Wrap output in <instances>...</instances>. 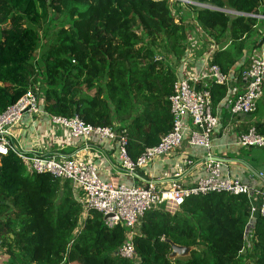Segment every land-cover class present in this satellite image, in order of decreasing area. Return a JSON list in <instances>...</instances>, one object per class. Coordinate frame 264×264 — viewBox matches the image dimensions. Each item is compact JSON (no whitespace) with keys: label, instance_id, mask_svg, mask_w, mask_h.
Returning <instances> with one entry per match:
<instances>
[{"label":"trees","instance_id":"1","mask_svg":"<svg viewBox=\"0 0 264 264\" xmlns=\"http://www.w3.org/2000/svg\"><path fill=\"white\" fill-rule=\"evenodd\" d=\"M187 1L200 5H191L193 28L198 25L216 44L213 64L232 76L249 68L247 40L264 24L258 17L264 16V0ZM169 2L0 0V114L33 91L51 116H79L94 127L119 124L129 156L137 160L173 128L172 63L186 56L190 26L183 17L176 21ZM226 6L242 16H228ZM52 13L67 14L71 23L36 59L38 28ZM159 45L171 62L159 56ZM209 90L217 112L228 87ZM262 101L250 116H257ZM253 125L264 136V119ZM249 210L246 196L223 193L191 197L174 214L152 209L136 229L135 258L124 259L118 251L129 232L125 225L110 229L98 212L82 221L71 183L29 174L15 154L0 155V251L8 257L3 264H264L262 217L255 219L251 249L243 255ZM167 240L193 251L170 259Z\"/></svg>","mask_w":264,"mask_h":264},{"label":"built area","instance_id":"2","mask_svg":"<svg viewBox=\"0 0 264 264\" xmlns=\"http://www.w3.org/2000/svg\"><path fill=\"white\" fill-rule=\"evenodd\" d=\"M169 1L193 4L187 0ZM232 14L242 16L234 11ZM196 29L210 42L211 48L200 56L194 55L199 50L195 42L198 40L197 34L194 31L190 36L189 33L187 53L180 62L174 91L169 99L173 128L161 138L158 145L146 148L137 160L129 156L126 130L119 131L115 125L94 127L83 122L79 116L68 119L48 114L54 126L63 128L74 139L117 143L120 175L134 177L137 171L145 170L154 161L176 154L185 144L189 148L206 151L203 156L183 154L182 166L177 167L171 175L166 174L164 179H168L162 185L154 181L144 185L106 181L92 162L63 155L47 156L18 147L13 140L14 128L26 115L45 112L38 93L29 91L0 114V155L15 154L25 163L29 174L50 175L54 179L71 183L83 207V220L90 213L98 212L110 229L125 225L129 232L118 251V255L124 259L135 258L133 239L148 211L158 209L174 214L191 197L222 193L234 197L246 196L250 206L246 240L255 219L264 218V173H258L259 184L246 182L232 174L230 166L235 161L218 160L212 154L214 135L220 127V115L214 111L209 90L212 85L228 87L221 108H225L231 117L254 114L264 98V49L251 54V64L242 73L225 75L219 66L213 64L216 44L198 25ZM237 142L241 149L256 147L264 150V136L257 132L253 124L247 132L240 134ZM184 165L187 167L184 168Z\"/></svg>","mask_w":264,"mask_h":264},{"label":"crops","instance_id":"3","mask_svg":"<svg viewBox=\"0 0 264 264\" xmlns=\"http://www.w3.org/2000/svg\"><path fill=\"white\" fill-rule=\"evenodd\" d=\"M218 114L220 115V127L214 135L212 154L215 159L236 160L230 166L232 174L246 182L259 184L260 180L255 178L243 163L249 165L257 173H264V150L254 147L251 148L254 153H250L249 149L245 151L246 149H241L237 144L240 134L256 122V117H231L225 108L218 109ZM13 133L15 144L23 150H33L47 156L59 157L63 155L92 162L104 180H113L129 185H144L150 181L162 185L168 179H164L163 175H171L177 167L182 166L183 154L192 156L206 154L203 149L189 148L185 144L176 154L160 158L145 170L137 171L136 176L130 177L118 173L117 143L98 141L97 139L94 141L74 139L63 128L54 126L50 116L45 112L40 115H26L22 122L14 128ZM237 163L240 165H234ZM2 254L0 251V264L7 260Z\"/></svg>","mask_w":264,"mask_h":264},{"label":"rangeland","instance_id":"4","mask_svg":"<svg viewBox=\"0 0 264 264\" xmlns=\"http://www.w3.org/2000/svg\"><path fill=\"white\" fill-rule=\"evenodd\" d=\"M169 3H170L171 13L174 17H176V21L178 22V19L180 17H183V19L185 21L184 23L186 25L190 26V28L187 29L188 35L190 33V36H191V34L194 31L197 34L198 40L195 42H197L196 45H197V48L199 50L193 54L196 56H200L204 52L209 50L211 48L210 42L207 41V39H205L204 37H202V35H200V33L196 29V26H194V28H193V25H195L194 19H193L195 11H194V8H192V6L194 5V6L200 7V5H197L196 3H193V2H192L193 4H190V5H186V4L178 5L177 3L173 2V1H170ZM222 12L226 13L230 17H234L232 14L233 11L230 10L227 6H226V8L222 9ZM261 19L264 20L263 17H261ZM70 23H71V20L69 19V16L67 14L59 15L56 13L55 14H53V13L49 14L48 17L42 21L41 25L38 28V32L40 34V50L37 52L36 59H38L41 56L44 49L48 48L50 43L55 39L58 30L61 27L69 26ZM247 46H248V49L246 51V54L247 53L254 54L256 51H260V50L264 49V24L263 23L260 24L257 27L256 31L253 33V35L250 38H248ZM158 54H159V56L166 58L167 60H169V62H171L172 59H171V57L167 56L168 53H167L166 49H164L163 45H159ZM172 64H173L174 68L176 67L175 71L178 72L180 70L181 63L179 62L178 64H176L175 61H173ZM249 64H251V62ZM39 82L40 83L37 84L36 87L38 85H40L41 83H43V79L40 78ZM82 94H85V93L81 92L80 94L77 95V97L78 98L81 97ZM255 119H256V121L264 119V98H263L259 113L257 114ZM114 125L117 128L119 126V124H116V123ZM245 151H247V150H245ZM249 152L254 153L253 149H249ZM253 159H254V157H253ZM194 160H196V158ZM234 161H236V160H234ZM234 165L239 166L240 164L237 163ZM186 167L187 166L184 165V168H186ZM164 176L165 175H163V178H164ZM82 221H83V219H82ZM250 233L251 232H249V236L246 240L247 245H246V248L244 249L243 255H247L251 249ZM3 256H5V255H3ZM5 257L8 260V257L7 256H5ZM248 263H251V262L248 260Z\"/></svg>","mask_w":264,"mask_h":264},{"label":"water","instance_id":"5","mask_svg":"<svg viewBox=\"0 0 264 264\" xmlns=\"http://www.w3.org/2000/svg\"><path fill=\"white\" fill-rule=\"evenodd\" d=\"M243 165L252 173L253 176L259 178L258 173L254 171L249 165L245 163H243ZM134 175L136 176V174ZM167 243H169L172 248V253L169 256L170 259L187 258L190 256L191 252L193 251L192 247L180 246V245L175 244L171 240H167Z\"/></svg>","mask_w":264,"mask_h":264}]
</instances>
